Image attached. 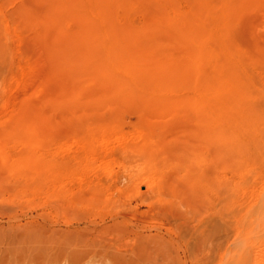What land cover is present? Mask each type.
Wrapping results in <instances>:
<instances>
[{"label": "rangeland", "instance_id": "obj_1", "mask_svg": "<svg viewBox=\"0 0 264 264\" xmlns=\"http://www.w3.org/2000/svg\"><path fill=\"white\" fill-rule=\"evenodd\" d=\"M39 1L0 0V154L8 159L0 161V264H264V218L257 225L253 213L264 208V123L258 125L262 134L242 132L234 145L225 146L223 163L216 148L205 147L193 114L157 115L151 100L92 96L109 92V85L83 83L88 70L76 52L82 82H69L74 73L65 69L58 75L51 37L20 17L29 10L43 12ZM243 2L234 1L231 32L224 30L231 38L223 33L235 38L232 46L242 43L235 51L241 50L235 56L239 73L256 86L247 90L257 89L251 97L248 91L257 106L249 101L264 119V0ZM140 14L133 15L137 25ZM162 36L157 38L171 42V49L165 45L173 58L185 55L180 39ZM209 40L219 47L216 37ZM201 81L196 87L185 84L176 95L190 101ZM60 92L61 113L53 108ZM73 92L80 100L66 101ZM16 120L29 125L28 138L26 130H12ZM249 136L256 142L249 143ZM25 156L35 161L28 163ZM249 216L256 241L255 230L248 232L254 229ZM234 254L241 259L232 260Z\"/></svg>", "mask_w": 264, "mask_h": 264}, {"label": "bare ground", "instance_id": "obj_2", "mask_svg": "<svg viewBox=\"0 0 264 264\" xmlns=\"http://www.w3.org/2000/svg\"><path fill=\"white\" fill-rule=\"evenodd\" d=\"M38 1L39 0H37V2ZM42 1H44L43 3L45 4L43 5L46 6L45 10L44 9H43L44 11L42 10L43 12L41 13L33 12V10L30 8L33 13L32 12L29 13L30 11L29 10L27 13L23 15L21 14L22 16L20 17H23L25 18V20H28V23L29 21H31L34 24H36V26L38 27L41 26L44 35L51 37L50 45L47 43L48 46L51 48L50 56L52 57L53 60V61L51 60V63L53 62L52 64H54V66L51 65V67L53 66V68H55L56 72L59 73V74L57 73L58 75H61V70L65 69L66 72L68 71L70 73L71 72L74 73L73 76H71L73 73H71V75H68L69 77L71 76L73 78V79L70 78L69 82H71V80H73V82H78V83L82 82L80 80L81 77L84 76L78 72L77 70L79 68L78 63L73 55L76 52V53H80V57L78 60L82 61L83 62L82 66L88 70L87 73L88 78L87 80H85V82L83 80V83H86L87 81L86 84L88 85V83H90V85H92L91 88L96 87L93 86L94 84H101V86L98 85L100 87H102L103 84L109 85L110 87L109 92L104 91L105 92L104 94L99 93L95 95L96 92L93 91L94 95L92 96L101 95L100 98L108 99V100L117 99L119 101L138 100V101H142L143 103L144 100H151L152 104L150 105L153 108L152 110L157 111V113L159 112L158 114L156 113L157 115L159 114L163 115L165 113H174L178 115L179 113H183V112L193 114L197 118L199 131L203 136L202 141L205 144V147L216 148L218 151L220 161H222L223 163H224V147L225 146L227 147L228 145L231 146V143L232 145H234V142L237 141L239 137L240 138L242 137L241 134L239 135V133L246 132L245 135L242 134L244 135L243 137H248V135H250L247 134V131L250 132L253 136H255V134L261 133L260 132L261 130L258 131L259 128L258 125H260V122H262L261 126L264 123V121H261V119L264 120L262 117L263 112L260 113L261 112L260 111L259 113L261 117L258 116L257 114L258 111L254 106V104H256L257 106L258 103V102L255 103L254 100L255 96L253 97V99L251 98L249 99V94L250 97L252 96L251 95L252 93L250 92H252V90L254 91L255 88L254 89L251 88L252 89L251 91L247 90L248 87L250 89V87L252 86V82L250 86L247 85L246 79L245 80L242 79V77L244 78L245 74L243 73L241 77V74L239 73L240 64L238 62L239 60L238 56L241 54L240 53L241 50H239L240 54L237 52L238 49H240L238 45H242V43L238 44L237 46L232 43L233 45H235V47L230 44L235 40L234 38V40L231 41L232 39H230L231 37L229 36L230 35L229 33L231 32V31L229 32V28H231L229 27V23H231V21L234 19L235 12L237 13L236 6L234 3L235 0H42ZM243 1L245 2L246 0ZM249 1H253V0H249ZM236 3H238V1ZM21 7L22 6H20L19 8ZM27 10L24 9V11ZM135 13L142 14L141 17L143 21H141L142 23L140 22L141 24L139 25H137L138 23L137 24L135 23L136 17L133 18V15ZM241 18L242 17H240V19ZM71 23H74L75 25H73L72 27ZM237 23L239 22L237 21ZM237 23L236 25H238ZM227 28L229 33L226 34ZM36 29L34 30L36 31ZM223 32L230 37L229 38L230 40L227 39V36L225 38V34ZM157 35H161V36L163 35L162 37L166 36L164 37L165 39L169 38L170 36L174 37L175 39H180V41H178L179 44H181L183 48L184 47L186 48L185 51L186 53L184 52L185 48L182 51V54L185 55L182 56L178 55L181 56L180 59L173 58L172 57L173 55L170 54L171 53L170 50L167 49L169 47H166L171 42L168 43V41L166 42V40H164L166 43H163L162 42L163 40H161L162 38L161 37L157 38ZM211 35L213 37H216V40L219 41V47H217L218 45L214 42L217 45L215 46L219 49L211 46L213 44L210 45L209 37ZM43 39L44 38H42V40ZM196 45L198 47L194 49L193 47L194 46L196 47ZM171 48L172 46H170V49ZM155 49H157L158 51L162 49L163 52L161 54L158 52L159 54H157ZM235 51H237L236 53L238 54L237 56L238 60L237 57H235L236 56ZM219 52L221 53L223 52V56H225L224 58H222L225 59L223 62L220 59ZM89 53H92L94 57L90 58ZM258 57H256V59ZM248 58L251 59L252 57L249 55ZM262 58L263 57H261V59ZM242 63L244 62H241V64ZM262 63H264V61ZM243 65L244 64H242L241 67ZM260 68L263 69L264 66L263 68L262 67ZM207 69H210V71L208 72ZM245 69L247 70V68ZM204 70H206V72H204ZM62 71L64 72V70ZM192 71H194V76H192L193 75ZM201 72L204 73L203 74L204 78L203 77L201 78L203 79V82L201 81L202 88L200 87L201 84L200 86L198 85L201 89L200 91H198L199 89H196L198 93L194 92L193 89L194 94L195 93L197 94L193 95L190 101L185 100L179 94H178L179 96L176 95V91L178 90V88L184 86L185 84H189L190 82L192 83L191 76L194 77L193 83L197 84V82L195 83V81L201 80L199 78L200 77L199 74H201ZM252 74L254 76V73ZM57 77L59 79L61 78V76H57ZM255 78H257V75ZM57 82L59 81L57 80ZM193 83L192 85H194ZM257 83L260 82L258 81ZM85 85L84 87H86ZM78 86H80V84ZM87 87L90 90V86ZM252 87H256V86H252ZM260 89L262 90V87ZM78 90L77 92L80 93L81 91H83L82 88L80 91ZM180 90L181 89H179V91ZM256 90L257 89H255V92ZM139 91L141 92L143 91L142 94L139 93ZM45 92L47 93L48 91ZM77 92L72 94L71 97L69 96V93L68 95L66 93V95L69 96L66 99V101L75 102L76 100L81 98V94ZM174 92L175 95L172 94ZM255 92H253L254 93L253 95H257L256 97L257 100L258 99L260 100V97H258L259 94H256L258 93V91L256 93ZM249 100L250 101L253 100L254 104H251L252 102L250 103ZM54 106L55 107L53 108H58L61 113V92L60 95H58V98L54 100ZM261 107H259L260 110L263 109ZM23 114L24 113H22L21 116L27 115V114L25 115ZM259 117L260 119H258ZM19 120L18 123L17 120L15 121L16 125L13 126L14 128H12V130L13 129L14 131L26 130L27 132L30 129L29 125H27L26 123L24 124V122L22 123L21 121L23 119L21 121ZM32 127L34 126L32 125ZM116 127L118 126H115V128ZM92 130H94V128H92ZM262 131L264 132V130ZM227 132H229V134L232 133L230 134L232 137L231 136L229 137V134L227 135ZM27 134L28 132L26 133V138H28ZM14 136L12 138H14ZM28 136L30 137L31 135ZM249 137H250L249 143L256 142L255 137H254L255 139L252 136ZM244 143L246 144V142ZM246 146L248 145H245V147ZM254 147H256V144ZM247 152L245 151L244 153ZM242 153L243 152H241V154ZM2 155L0 154V161L7 164L8 159H5V157L4 156L2 157ZM248 156L246 159H248ZM27 158L29 162L26 161L25 159L24 160L28 163H31V161H35L32 160V157L30 156ZM236 158L237 157H235L234 159ZM226 160L227 162H230L228 159ZM252 160H250V162H252ZM35 165L36 164H34V166ZM260 205L263 206V203H261ZM260 208L262 207L260 206ZM253 213L255 214L254 216L255 221L253 220L254 223H256L257 225H262L260 223L264 218V208L263 210L260 209L257 213L255 212ZM252 216H249V218ZM251 219L252 218H250V221L248 220V222H251ZM252 222L250 223V225L251 224L253 225ZM252 227L249 228L251 229ZM253 228L254 229L252 230V232L251 230H249L248 232L250 233L255 232L253 234L255 236L257 234L256 228L255 227ZM257 236L258 235H256V238L255 237L253 238L255 240L253 239L252 240L256 241V239L259 238V237L257 238ZM239 250L241 249L239 248ZM235 258H238L236 257V254H234L232 260H235ZM238 259L240 260L241 257L239 256ZM261 261H263V259Z\"/></svg>", "mask_w": 264, "mask_h": 264}]
</instances>
